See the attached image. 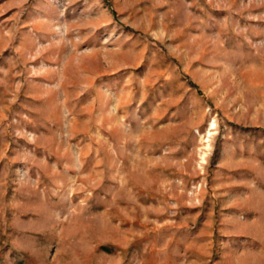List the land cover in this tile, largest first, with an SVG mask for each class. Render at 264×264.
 <instances>
[{
  "label": "rangeland",
  "instance_id": "rangeland-1",
  "mask_svg": "<svg viewBox=\"0 0 264 264\" xmlns=\"http://www.w3.org/2000/svg\"><path fill=\"white\" fill-rule=\"evenodd\" d=\"M0 264H264V0H0Z\"/></svg>",
  "mask_w": 264,
  "mask_h": 264
},
{
  "label": "bare ground",
  "instance_id": "bare-ground-1",
  "mask_svg": "<svg viewBox=\"0 0 264 264\" xmlns=\"http://www.w3.org/2000/svg\"><path fill=\"white\" fill-rule=\"evenodd\" d=\"M214 125V124H213Z\"/></svg>",
  "mask_w": 264,
  "mask_h": 264
}]
</instances>
